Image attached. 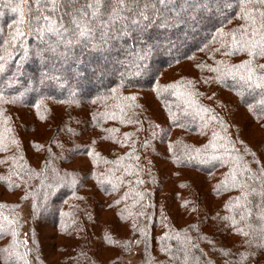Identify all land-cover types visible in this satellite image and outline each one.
<instances>
[{
  "label": "trees",
  "instance_id": "1",
  "mask_svg": "<svg viewBox=\"0 0 264 264\" xmlns=\"http://www.w3.org/2000/svg\"><path fill=\"white\" fill-rule=\"evenodd\" d=\"M19 2L0 0V264H261L264 59L241 18L259 27L258 0H149L134 27L102 10L71 44L29 32L27 7L13 40Z\"/></svg>",
  "mask_w": 264,
  "mask_h": 264
},
{
  "label": "snow or ice",
  "instance_id": "2",
  "mask_svg": "<svg viewBox=\"0 0 264 264\" xmlns=\"http://www.w3.org/2000/svg\"><path fill=\"white\" fill-rule=\"evenodd\" d=\"M35 4V9H32L31 4ZM261 8H257L256 12L259 14V27L257 28V19L253 15L252 10L246 9L241 5V18L250 21L252 26V38L242 42V47L246 48L248 55H256L260 59H264V0H258ZM141 0H86L81 4L80 0H31V3H26V0H20L16 4H5L4 7L10 8L13 13H18L19 18L15 24L12 25L15 29L13 40H22L26 33L23 31L25 25V7L31 13V17L28 21L29 32L35 31L41 38L46 33H51L57 37H63L65 34H70L74 39L65 40L66 44H71L79 40V38L86 37L90 28L88 26L89 19L97 18L102 10L107 12L110 21L115 20H127L129 23L126 27L139 26L143 21H149V11L154 10V5L149 3V0H144V6L141 7ZM198 7H207V4L197 5ZM230 6V5H226ZM65 7L69 11L64 12V17H67V23L64 18H59L57 21V14L61 12ZM87 9L88 11H85ZM123 12L130 13L129 16H123ZM90 14V15H89ZM126 34V33H125ZM259 36L257 40L256 37ZM59 40L57 41V44ZM95 47V45H94ZM49 51L55 52L56 47L49 45ZM3 58L0 57V72L4 71ZM251 63V62H250ZM258 68L264 70V64H259ZM254 69L248 68L247 76H242L241 79L246 81L253 80ZM224 75H233L232 70L224 73ZM259 80L264 81V75L259 77ZM11 83V80L9 81ZM173 85L172 87H176ZM251 86V84H249ZM261 84L257 83L256 87H260ZM115 91V90H113ZM0 95V99H2ZM16 99L13 98L12 102L15 103ZM129 99H135L129 97ZM264 103V99L261 100ZM264 196V192L260 193ZM264 219V214H262ZM238 232H242V229H237ZM264 231V230H262ZM246 235V234H245ZM260 250H264V240L259 244ZM259 253H257L258 255ZM207 264H212L211 261ZM264 264V261H261Z\"/></svg>",
  "mask_w": 264,
  "mask_h": 264
},
{
  "label": "rangeland",
  "instance_id": "3",
  "mask_svg": "<svg viewBox=\"0 0 264 264\" xmlns=\"http://www.w3.org/2000/svg\"><path fill=\"white\" fill-rule=\"evenodd\" d=\"M3 22V21H2ZM1 23V22H0ZM2 24V23H1ZM143 67H146L145 65L143 66ZM141 68V67H140ZM55 77L53 76V79H54ZM57 81L58 80H60L59 79V77L56 79ZM56 81V82H57ZM21 82V80L19 79V77H18V79H16V78H14V85H16V84H19ZM28 91H26V93H27ZM20 113L22 114L23 112L22 111H20ZM24 114V113H23ZM22 114V115H23ZM31 120V118H29V117H24V122H26L27 124H30V121ZM32 121V120H31ZM259 132V131H258ZM40 134H41V136H43V133H41L40 131H39V133H38V136H40ZM24 135H26V134H24ZM31 136V135H30ZM37 136V138L39 139V138H42V137H38ZM48 137V136H47ZM46 137V138H47ZM29 139V138H28ZM27 139V140H28ZM77 162V163H76ZM75 163L76 164H71V166L72 167H78L79 165H86L85 167H87L88 166V162L85 160V159H81L80 161H76ZM193 182H192V185L195 187L196 185L197 186H199L198 184H197V180L195 179H193L192 180ZM200 187H202V185H200ZM205 187H207V188H209V186H208V184L207 183H205ZM50 211L51 212H53V213H55L54 212V209H50L49 211H45V209H42V216L44 217L43 218V220L45 219L46 221H50L51 222V219L50 220H48L49 219V216H52V215H49L50 214ZM29 212H30V203H27L26 205H25V207L22 209V213H23V215H24V217L27 219V217H28V215H29ZM107 217V219H114V217H113V214L110 212V213H106L105 214ZM37 228V227H36ZM38 229V228H37ZM45 230H44V232L46 233V234H50V235H54V232H52V231H49V229L47 228H44ZM39 231L40 232H42L41 231V228H39ZM43 232V233H44ZM50 232V233H49ZM107 255H108V253H107ZM107 255H105V256H107ZM139 260H140V258H139V253H134L131 257H129L128 258V260H127V262H126V264H137L138 262H139ZM50 262H54V258H51L50 260H49ZM55 263V262H54ZM52 264V263H51Z\"/></svg>",
  "mask_w": 264,
  "mask_h": 264
}]
</instances>
